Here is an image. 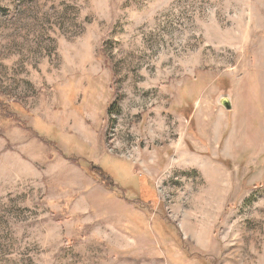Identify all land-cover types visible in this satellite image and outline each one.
Instances as JSON below:
<instances>
[{"label":"rangeland","instance_id":"374dc122","mask_svg":"<svg viewBox=\"0 0 264 264\" xmlns=\"http://www.w3.org/2000/svg\"><path fill=\"white\" fill-rule=\"evenodd\" d=\"M0 264H264V0H0Z\"/></svg>","mask_w":264,"mask_h":264},{"label":"crops","instance_id":"0c3cea01","mask_svg":"<svg viewBox=\"0 0 264 264\" xmlns=\"http://www.w3.org/2000/svg\"><path fill=\"white\" fill-rule=\"evenodd\" d=\"M46 126L48 127V122L46 121ZM45 125L43 126L42 124L40 125L41 131H43L44 134H47L46 130L47 129ZM37 130V129H36ZM38 133L40 130H37ZM85 134H88V132L85 131ZM42 135V134H40ZM44 136V135H43ZM18 139H16L17 141ZM11 141H15V137L11 138ZM91 146V144H89ZM35 139L31 136H28L26 140L23 141L21 152L23 154L30 156L31 152V160L25 162L23 160L16 159V161L13 163L12 166L13 168V173L16 174L17 182H21L23 185L31 186L35 183H40L43 182L44 184L48 185L50 184V181H52L56 185H62V181H64L61 177L67 176L68 181H70L72 184H76L77 181H88L89 183H92V181H106L104 178H99L100 176L94 172H89L88 168L86 166H83L82 163L79 162H74L73 160L69 159L65 155H60V156H55L54 159L49 160V164L46 166V169H42L39 166L35 164V162H41L44 159V156L41 154H38L37 156L35 155ZM19 148V146H18ZM92 151V147H90ZM106 154L104 153L102 157H100V162L99 164L102 163L103 160H105ZM92 160V159H91ZM122 163L126 165V169H128V172L130 175H136L135 171L132 169L130 164L127 161L121 160ZM34 163V164H33ZM20 164L22 167L26 166L28 169L26 171H20L19 170V165ZM30 164L32 168L30 167ZM108 168V167H107ZM25 170V169H24ZM69 174V178H68ZM110 174V172H109ZM99 177H98V176ZM45 177H49L50 181H47L48 179ZM142 178V177H141ZM107 179V178H106ZM112 181H115L112 179ZM109 181V180H107ZM66 184V183H64ZM104 184V183H103ZM98 187V186H97ZM119 188L125 189L119 185ZM95 187L91 188V191H89L86 195L83 196V198H78L76 197V205H75V210L78 212L80 207H84V201H92V206H93V201H94V196H97ZM98 192V191H97ZM107 192H110L107 190ZM82 193H80L81 195ZM80 206V207H79ZM91 206V204H90Z\"/></svg>","mask_w":264,"mask_h":264},{"label":"bare ground","instance_id":"6f19581e","mask_svg":"<svg viewBox=\"0 0 264 264\" xmlns=\"http://www.w3.org/2000/svg\"><path fill=\"white\" fill-rule=\"evenodd\" d=\"M195 160H193V161H195ZM197 167L201 168L199 165H197ZM204 172L206 173V175H208L209 180L204 181V185L207 186V190H203V191H206L208 193V197L206 199H204V197L202 195V192H203L202 191L200 193L199 198H200L201 202H203L205 200L204 207L209 209V213H211L214 211L212 209V205H216V207L220 206L222 201L227 196V194H225V192L227 193L230 188H229L228 181H222V178H223L222 174L223 173L221 172L220 169H218V166L209 164V165H207V167H205V169H204V167H202V174L204 177H207ZM212 215H214V214H212Z\"/></svg>","mask_w":264,"mask_h":264},{"label":"water","instance_id":"95a60500","mask_svg":"<svg viewBox=\"0 0 264 264\" xmlns=\"http://www.w3.org/2000/svg\"><path fill=\"white\" fill-rule=\"evenodd\" d=\"M223 103H224V105L227 107V108H231V104H230V102L227 100V99H224L223 100Z\"/></svg>","mask_w":264,"mask_h":264},{"label":"flooded vegetation","instance_id":"af4514ba","mask_svg":"<svg viewBox=\"0 0 264 264\" xmlns=\"http://www.w3.org/2000/svg\"><path fill=\"white\" fill-rule=\"evenodd\" d=\"M93 169H95L96 171H98L100 169L98 172H102V168L99 165H94L93 164Z\"/></svg>","mask_w":264,"mask_h":264}]
</instances>
